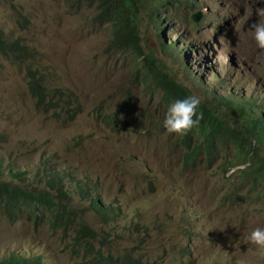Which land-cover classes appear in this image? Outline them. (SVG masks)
<instances>
[{
    "label": "rangeland",
    "instance_id": "1",
    "mask_svg": "<svg viewBox=\"0 0 264 264\" xmlns=\"http://www.w3.org/2000/svg\"><path fill=\"white\" fill-rule=\"evenodd\" d=\"M173 2L162 25L141 14L142 50L201 100L210 99L204 91L216 84L218 95L232 90L264 98V50L255 46L251 29L264 23V0ZM197 12L202 18L194 23ZM94 15L74 14L64 0H0V28L11 40L22 39L34 55L15 65L0 54L3 181L44 191L49 178L58 176L76 222L97 233L96 248L105 257L130 255L149 264H264V249L247 240L264 228V203L246 200L249 187L225 198L237 178L234 168L222 170L224 159L183 164L180 136L163 127L162 92L143 81L139 59L109 50L111 28L95 26ZM168 43L171 51L163 49ZM32 76L43 81L54 102L69 91L78 104L71 102L61 119L44 114L29 91ZM10 173L21 174L24 182ZM79 187L111 208V222L91 211ZM263 195L262 188L249 194ZM73 238L72 231L11 225L0 215V261L22 256L41 264H89Z\"/></svg>",
    "mask_w": 264,
    "mask_h": 264
},
{
    "label": "trees",
    "instance_id": "2",
    "mask_svg": "<svg viewBox=\"0 0 264 264\" xmlns=\"http://www.w3.org/2000/svg\"><path fill=\"white\" fill-rule=\"evenodd\" d=\"M64 2L74 14H80L85 10L93 11L95 26L111 28L109 50L121 55L134 56L141 61L143 81L162 92L160 105L164 109H168L174 101L192 95L185 86L163 70L162 65L152 54L145 53L141 48L139 34L141 14H148L151 20L162 25L163 16L168 15L171 7L177 5L173 0H64ZM171 47L172 43L163 44L165 51H171ZM0 54L15 65L21 64L26 56L34 57L22 39L11 40L1 28ZM28 85L32 97L36 100V107L44 114L54 112L57 119L68 116L67 107L71 102L78 104V97L69 91L60 93V100L54 102L49 91L43 87L41 79L32 76ZM217 89L219 88L216 84L214 88L204 91L210 99H202L197 109L198 113L203 114L199 126L180 136L179 146L183 149V164L192 167L203 157L206 162L214 165L220 158L226 162L222 170L228 172L239 164L250 162L251 166L246 170L236 171L237 182L226 192L225 198L233 197L236 189L249 187L247 194L244 195L246 200L264 203L262 197L249 196L257 188L264 191V115L261 112L264 98L259 99L253 94L243 96L232 90L218 95ZM126 108L128 105H122V110ZM115 121V116H111L110 125L115 126ZM3 143L4 138L0 136V147ZM230 150L234 152V162L231 160ZM10 176L13 180L24 182L21 174L10 173ZM46 186L47 189L44 191H30L13 183L4 182L0 169V215L11 225L27 222L37 229L48 225L52 232L62 231L65 235L72 231L73 247L85 251L82 253L83 259L89 264H100L101 261L109 264H149L130 255L124 256L122 260L113 259L111 255L105 257L104 249L96 248L99 240L97 233L90 227L76 222L77 218L70 208L71 199L65 191L64 181L53 175ZM79 196L82 201L90 202L91 211L103 222L112 221L111 208L103 206L99 197L93 198L88 187H79ZM0 264H41V259L11 256L1 260Z\"/></svg>",
    "mask_w": 264,
    "mask_h": 264
},
{
    "label": "clouds",
    "instance_id": "3",
    "mask_svg": "<svg viewBox=\"0 0 264 264\" xmlns=\"http://www.w3.org/2000/svg\"><path fill=\"white\" fill-rule=\"evenodd\" d=\"M251 29L255 46L260 50H264V23H254L251 25ZM200 104L201 99L195 95L174 101L168 107L163 121V127L166 133L182 136L193 128L198 127L200 120L203 118V114L197 112ZM250 166V162L247 164H239L231 171H244ZM247 240L260 249H264V228L258 227L254 229L247 237Z\"/></svg>",
    "mask_w": 264,
    "mask_h": 264
},
{
    "label": "water",
    "instance_id": "4",
    "mask_svg": "<svg viewBox=\"0 0 264 264\" xmlns=\"http://www.w3.org/2000/svg\"><path fill=\"white\" fill-rule=\"evenodd\" d=\"M202 12H197L196 14H194L191 18L193 20L194 23H198L201 18H202Z\"/></svg>",
    "mask_w": 264,
    "mask_h": 264
}]
</instances>
